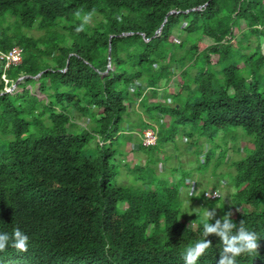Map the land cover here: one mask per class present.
Masks as SVG:
<instances>
[{"label": "trees", "instance_id": "16d2710c", "mask_svg": "<svg viewBox=\"0 0 264 264\" xmlns=\"http://www.w3.org/2000/svg\"><path fill=\"white\" fill-rule=\"evenodd\" d=\"M93 8V24L76 33L75 12ZM262 40L264 0H0V55L21 52L9 68L0 58V232L18 226L30 238L26 253L0 252V264H184L186 248L203 238L202 207L217 218L235 211L237 226L245 220L260 237L259 256L237 264H264ZM175 77L182 84L169 102ZM138 81L149 90L131 91ZM180 127L213 145L230 128L252 137L245 158L229 162L230 202L204 201L191 213L208 189L182 199L181 186L196 179L149 181L141 166L134 173L144 188L114 184L124 163L116 140L127 135L124 147L145 151ZM147 129L157 134L148 148ZM224 144L217 159L200 154L205 165L225 164ZM208 239L198 264H217L223 245Z\"/></svg>", "mask_w": 264, "mask_h": 264}, {"label": "rangeland", "instance_id": "374dc122", "mask_svg": "<svg viewBox=\"0 0 264 264\" xmlns=\"http://www.w3.org/2000/svg\"><path fill=\"white\" fill-rule=\"evenodd\" d=\"M91 23L93 24V21ZM25 32L28 35L34 37H40L41 35H43L42 31H38L36 29L26 30ZM179 33L182 34V32ZM203 42L206 45L212 43V41L208 38H203ZM262 47V52L264 53V40H262ZM181 84L182 82L179 77L173 78V81L168 88V90H171L169 91V93L173 94L168 95V101H174L173 95H176L174 94V92H178ZM162 92H164V89L160 90V93ZM182 98L186 99L185 94L184 96H182ZM168 120L169 119H167L166 121ZM77 122H79L81 125H86L87 123H89L85 120H78ZM190 132L193 133L192 129H190L189 127H180L178 130H175V128L171 129L170 131L168 130L166 132V135H173V140L165 142L158 148L147 149L145 151H134L130 144L124 147V144L128 142V139L126 137L127 135H123L122 137H120L119 140H116L114 142V146L118 149L121 148L122 155H124L123 158H121V161H123L124 163L122 164L123 168H120L119 170V176L114 181V184L127 187L144 188L145 186L143 181H140L137 178L138 173H134L135 167L139 168L141 166L142 174L145 175V179L149 181L154 180V182H156L159 178L158 176L164 175L163 171L161 170V165L164 166L165 164L166 167H168L167 177H170L172 175L174 178H179L183 175L189 176L190 178L196 179V181H198L197 191L200 189L210 190L218 188L222 191L221 194L225 195L228 198L230 196L229 192H232V185L230 184L231 180L229 177L235 172L234 169H230L228 167L230 164L229 162H232L234 160L239 161V159L242 160L245 158V146L249 144V140L251 141L252 137L250 135H247L243 128H230L227 131H221V133H219V135L217 136L218 139L213 145L212 142L209 143L207 141V138L206 140L203 139L201 141H199L198 137H194V139L190 140L187 139L189 138V136H191ZM125 134H127V132ZM226 141L229 143L227 158L225 164L217 169L216 159L220 156L222 151L223 153L225 151L222 146H220L221 149L219 150H217V147L219 146L218 144H221L225 148L224 142ZM93 144L94 142L91 145L94 146ZM207 144L210 145V147ZM169 150H172L173 152H170ZM209 150L211 151V153L215 154L216 159H214L211 164L205 165L203 161L204 156L200 157V154L202 153L206 156V152H208ZM160 153H162L163 155L160 156ZM164 159H167V161H164ZM164 182L169 185H171V183H178L174 180L169 179L168 181H166L165 179ZM220 183L223 185V187H221ZM181 189L182 193L180 195L181 198L184 199V197H187L189 193V187L182 185ZM227 201L230 202L229 199ZM192 205L194 207H199L201 210V206H199L198 204ZM192 212L194 211H191V213ZM233 213H235V211H233ZM189 214L190 206L186 205L185 203L182 206L181 216H189Z\"/></svg>", "mask_w": 264, "mask_h": 264}, {"label": "clouds", "instance_id": "9594fccd", "mask_svg": "<svg viewBox=\"0 0 264 264\" xmlns=\"http://www.w3.org/2000/svg\"><path fill=\"white\" fill-rule=\"evenodd\" d=\"M95 12V8L88 12L83 10L75 12V18L80 21L75 27L76 33L86 30V26L92 22ZM163 169L164 166H161V170ZM214 195L218 197V193ZM202 209L204 210L203 238L186 248L183 255L184 264H198V261L205 255L207 250L212 248V241L208 238L213 235L218 237L223 245L217 264H237V259L244 255L259 256L260 237L255 231H251L245 226V220H241L239 226H237L232 219L234 215L232 211H227L222 217L217 218L215 208L202 207ZM211 220L215 222L210 223ZM192 224L193 222L190 227ZM29 243V236L18 226L13 229L11 234L0 232V252L6 251L11 246L19 252L26 253L29 250Z\"/></svg>", "mask_w": 264, "mask_h": 264}, {"label": "built area", "instance_id": "2783aa9c", "mask_svg": "<svg viewBox=\"0 0 264 264\" xmlns=\"http://www.w3.org/2000/svg\"><path fill=\"white\" fill-rule=\"evenodd\" d=\"M0 58L2 60H6V68H9L11 64H18L21 61V52L17 48L13 49L8 55L1 54ZM138 87H141L145 92H147L149 89L145 87L142 83L139 81L136 82L134 85L131 86L130 90L135 91ZM143 146L153 147L157 144V134L155 131H152L151 129H147L144 132V137L142 138ZM101 145H103V142H101ZM133 149H137L138 145H134L132 147ZM189 184V196L194 197L197 194V182L196 181H190L187 182ZM226 184V183H225ZM215 193H218V197H215ZM222 191L220 189H211L204 192V199L199 201V206L204 204V201L214 200L218 198H222L224 201H227L228 198L225 195L221 194ZM194 212L199 213L200 208L195 206Z\"/></svg>", "mask_w": 264, "mask_h": 264}, {"label": "crops", "instance_id": "0c3cea01", "mask_svg": "<svg viewBox=\"0 0 264 264\" xmlns=\"http://www.w3.org/2000/svg\"><path fill=\"white\" fill-rule=\"evenodd\" d=\"M171 91V90H170ZM173 91V90H172ZM178 92H179V90H178ZM177 93V92H176ZM175 92H174V94H176ZM163 94V92L161 93V95ZM170 94V93H169ZM171 94H173V93H171ZM169 102H171V101H169ZM170 152H173L172 150H169ZM161 155H163L162 153H160V156ZM164 161H167V159H164ZM161 166H163V165H161ZM164 169L162 170L163 171V174H167V169H168V167H166V165L164 164ZM172 167V166H171ZM173 176V175H172ZM172 176H170L168 179L169 180H174V181H177L178 180V178H174V177H172Z\"/></svg>", "mask_w": 264, "mask_h": 264}, {"label": "water", "instance_id": "95a60500", "mask_svg": "<svg viewBox=\"0 0 264 264\" xmlns=\"http://www.w3.org/2000/svg\"><path fill=\"white\" fill-rule=\"evenodd\" d=\"M174 13L173 11L170 12V14ZM111 55V47L109 48V56ZM111 70V64H109L108 66V70L105 72V74H107L109 71ZM41 75V74H40ZM39 75V76H40ZM38 77V76H37ZM36 77V78H37ZM23 80V78H20L19 81ZM17 85H14L13 89L16 87ZM9 92L12 91V89L8 90Z\"/></svg>", "mask_w": 264, "mask_h": 264}]
</instances>
